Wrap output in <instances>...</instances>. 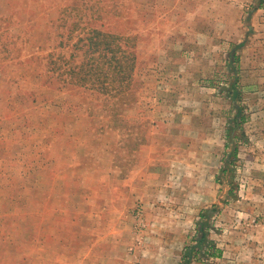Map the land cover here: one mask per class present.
<instances>
[{
	"label": "rangeland",
	"instance_id": "374dc122",
	"mask_svg": "<svg viewBox=\"0 0 264 264\" xmlns=\"http://www.w3.org/2000/svg\"><path fill=\"white\" fill-rule=\"evenodd\" d=\"M6 1L0 264H264V0Z\"/></svg>",
	"mask_w": 264,
	"mask_h": 264
},
{
	"label": "trees",
	"instance_id": "16d2710c",
	"mask_svg": "<svg viewBox=\"0 0 264 264\" xmlns=\"http://www.w3.org/2000/svg\"><path fill=\"white\" fill-rule=\"evenodd\" d=\"M92 32L95 33V35L92 34V36L89 37V40L91 42L88 41V43L89 45L91 43V45H94V47H96L97 45H100L101 43L98 41L97 36L107 38L109 42L112 41V45L114 44L116 40L120 39L116 34H113V33L112 34L104 33L101 30H93ZM126 47H127V44L124 45L123 50H126L125 49ZM237 47H240V45ZM229 68L232 69L231 60L229 62ZM237 81H238V78L234 76L233 80L230 83V87L228 89L229 93L232 94V100H233L235 108L237 109V112L234 117L235 125H238L241 122V109H240V106L237 104V99H238L237 98L238 97ZM228 137L230 141L231 139L230 134ZM236 153H237V146L234 145L231 152L228 153L227 157L225 158L223 162V165L221 168L222 173H229V174L231 173L232 165H233V161L235 160ZM217 208L218 206H215L213 209H217ZM202 215L203 217H202V220L198 224V230L193 238V242L187 244L183 250L182 259H181L180 264H192L193 260L199 259L201 257L205 258L210 255H214L217 251L215 242L209 238L207 222L204 221L205 216H210V214L206 211V213H203Z\"/></svg>",
	"mask_w": 264,
	"mask_h": 264
},
{
	"label": "crops",
	"instance_id": "0c3cea01",
	"mask_svg": "<svg viewBox=\"0 0 264 264\" xmlns=\"http://www.w3.org/2000/svg\"><path fill=\"white\" fill-rule=\"evenodd\" d=\"M3 3H5V4H3ZM6 3H7L6 0H0V8H1L0 14L2 12V8H3V11L5 12L3 14H8L11 11L10 6H8V4H6ZM57 210H59V209L57 208Z\"/></svg>",
	"mask_w": 264,
	"mask_h": 264
}]
</instances>
